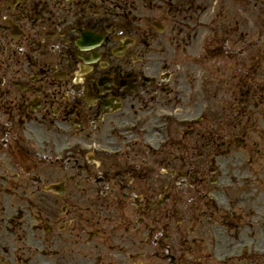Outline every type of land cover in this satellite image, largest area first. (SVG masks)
<instances>
[{
  "label": "flooded vegetation",
  "instance_id": "obj_1",
  "mask_svg": "<svg viewBox=\"0 0 264 264\" xmlns=\"http://www.w3.org/2000/svg\"><path fill=\"white\" fill-rule=\"evenodd\" d=\"M188 11L0 0V264H264V170L232 166L242 126L167 128V146L145 148L163 112L215 81L195 71L223 52L194 51ZM135 118L145 137L123 132ZM90 142L117 154L55 158Z\"/></svg>",
  "mask_w": 264,
  "mask_h": 264
},
{
  "label": "rangeland",
  "instance_id": "obj_2",
  "mask_svg": "<svg viewBox=\"0 0 264 264\" xmlns=\"http://www.w3.org/2000/svg\"><path fill=\"white\" fill-rule=\"evenodd\" d=\"M176 1L189 7V11L186 14L187 17L183 15V18L188 19L190 29L193 31L194 51H199L203 44L209 43V45H220L219 51L223 52V54L212 61L215 62V66L212 62H209L212 65L200 68L201 73L195 71L197 76L203 75L202 71H209L211 80H215L209 83L208 94L211 105H216V107L208 115L205 113L210 128L215 129L226 116L228 109L231 107L233 97H235L236 101L237 97L251 98L254 96L251 90L254 89L255 85L246 86L249 80L247 77L250 75L248 72L253 71V77H264V0ZM214 56L216 54L210 55L209 58ZM225 82H232V84L229 86ZM239 83H243V85L240 87ZM262 84L264 88V81ZM235 86L238 89V93ZM196 89L197 87L193 88L191 92L196 91ZM189 91L190 89L188 93ZM261 94L264 98V93L261 92ZM197 95L199 96L198 93ZM198 103L199 99L195 96L191 107L195 108ZM180 107L183 108V106ZM258 108H261V112L264 115V104L259 105ZM197 110L195 109L192 113L186 115H194ZM244 120H246V130L250 131L251 140L257 141L259 144L257 149L263 157L245 165L240 156L241 164H237L239 166L243 165L242 173L250 172V167L254 169L260 168L254 171H263L264 121L257 120V123L251 126L247 122L250 121L247 115L244 116ZM171 126L173 127L172 129L176 128L174 125ZM167 134L173 133L168 131ZM259 235H264V231L257 227L255 228L254 236L257 238Z\"/></svg>",
  "mask_w": 264,
  "mask_h": 264
}]
</instances>
